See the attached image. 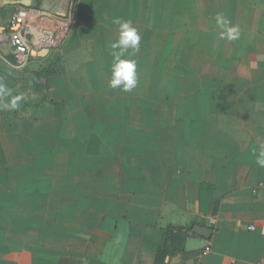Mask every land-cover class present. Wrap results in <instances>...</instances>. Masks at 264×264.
Here are the masks:
<instances>
[{"label":"crops","instance_id":"obj_1","mask_svg":"<svg viewBox=\"0 0 264 264\" xmlns=\"http://www.w3.org/2000/svg\"><path fill=\"white\" fill-rule=\"evenodd\" d=\"M19 8L61 44L16 58ZM117 18L141 37L127 93ZM0 87L23 97L0 111V264H155L181 227L165 264H264V0H0Z\"/></svg>","mask_w":264,"mask_h":264},{"label":"clouds","instance_id":"obj_2","mask_svg":"<svg viewBox=\"0 0 264 264\" xmlns=\"http://www.w3.org/2000/svg\"><path fill=\"white\" fill-rule=\"evenodd\" d=\"M215 22L216 27L221 30L222 37L228 40H238L240 38L239 27L232 25L231 20L223 13L216 14ZM114 23L118 25L119 38L110 45L113 50L111 53L113 61L108 86L111 89H119L127 93L138 86L137 66L134 59H124L123 57L126 54L129 57L134 56L139 51L141 37L130 21L117 18ZM10 95V92L0 87V111H15L19 108L23 97L12 96L10 99H5ZM255 162L258 167L264 168V150L260 151Z\"/></svg>","mask_w":264,"mask_h":264},{"label":"built area","instance_id":"obj_3","mask_svg":"<svg viewBox=\"0 0 264 264\" xmlns=\"http://www.w3.org/2000/svg\"><path fill=\"white\" fill-rule=\"evenodd\" d=\"M16 29L9 35V43L15 51L16 58H25L30 52L40 49L52 50L57 48L64 39L66 28L63 25L48 26L45 23L36 25L29 20V12L19 8L12 19ZM38 26V27H37ZM207 247L203 253L207 254Z\"/></svg>","mask_w":264,"mask_h":264},{"label":"trees","instance_id":"obj_4","mask_svg":"<svg viewBox=\"0 0 264 264\" xmlns=\"http://www.w3.org/2000/svg\"><path fill=\"white\" fill-rule=\"evenodd\" d=\"M190 232V227L166 229L163 233L161 246L157 253L155 264H165L166 258L172 257L183 250L185 240Z\"/></svg>","mask_w":264,"mask_h":264},{"label":"water","instance_id":"obj_5","mask_svg":"<svg viewBox=\"0 0 264 264\" xmlns=\"http://www.w3.org/2000/svg\"><path fill=\"white\" fill-rule=\"evenodd\" d=\"M19 4L24 7H29V8H34V9H37L39 7L38 4L32 1H20ZM43 52H47V50H43Z\"/></svg>","mask_w":264,"mask_h":264}]
</instances>
